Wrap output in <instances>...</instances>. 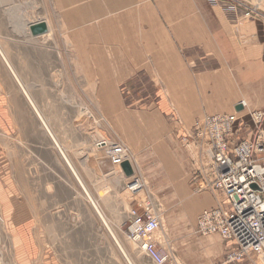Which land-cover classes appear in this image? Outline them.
I'll list each match as a JSON object with an SVG mask.
<instances>
[{
	"label": "crops",
	"instance_id": "crops-1",
	"mask_svg": "<svg viewBox=\"0 0 264 264\" xmlns=\"http://www.w3.org/2000/svg\"><path fill=\"white\" fill-rule=\"evenodd\" d=\"M242 1L262 17L247 18L242 10L232 11L213 0H43L45 22L50 26L48 19L55 20L56 32L65 35V46L74 52L91 88L87 107L95 122L92 128L84 125L83 90L77 85L71 98L61 92L43 110L37 104L57 145L31 103L42 122L38 130L50 141L49 149L36 144L42 148L37 159L56 161L68 176L76 177L68 157L81 178H98L110 195L115 177L126 180L125 190L134 176L145 177L154 194L170 198L172 206L188 215L217 206L212 193L191 192L192 163L183 136L205 114L233 112H238L237 126L245 136L253 125L251 113L264 111V0ZM62 86L59 75L57 87ZM8 104L0 78V203L15 226L16 242L38 245L47 241L39 231L48 225L42 212L47 205L40 193L23 188L5 149L4 141L19 133V114L13 102L11 110ZM30 138L28 133V146ZM115 143L130 150L132 174L112 165L108 152ZM45 153L55 157L45 158ZM46 186L43 193L48 192ZM87 188L97 203L93 194L99 190ZM85 198L90 202L87 194ZM193 228L197 233V223ZM200 236L207 237L201 241L206 250L217 251L221 258L236 248L235 241L219 234ZM34 250L19 252L35 262L41 254ZM42 257L43 264H59L50 250ZM221 258L212 264H224ZM234 264L258 262L250 256Z\"/></svg>",
	"mask_w": 264,
	"mask_h": 264
},
{
	"label": "rangeland",
	"instance_id": "rangeland-1",
	"mask_svg": "<svg viewBox=\"0 0 264 264\" xmlns=\"http://www.w3.org/2000/svg\"><path fill=\"white\" fill-rule=\"evenodd\" d=\"M43 15V0H0V46L23 83L30 85V93L40 109L53 104L54 98L58 100L62 93L71 98L69 95L74 85L82 89L83 122L93 127L95 121L90 119L91 98L88 97L91 88L76 66L74 52L68 44L65 46V35L56 32L53 18L45 17L50 22L49 26ZM11 70L0 54V78L8 94V107L11 110L13 102L16 116L17 112L19 114V133L14 140L4 141V145L23 188L32 194L40 193L45 200L47 210L42 212L48 225L39 227L41 234L45 232L43 236L47 241L38 245L31 242L29 246L27 242L18 243L15 226L0 203V264H43L44 250L54 252L59 264H130L95 207L86 200L75 175L68 176L56 161L42 163L37 159V150L43 147L49 149L50 141L43 139L38 130L41 119ZM59 75L63 82L61 89L57 87ZM87 132L84 135H88ZM28 133L31 135L29 146ZM38 143L42 148L36 146ZM48 153L43 157H55ZM86 172L90 174L88 170ZM115 179V192L110 195L103 191L102 181L98 178H83L91 191L99 190V195H93L134 264H152L139 244L131 240L126 232L131 224L130 210L133 206L138 207L141 199H149L160 214L162 225L159 237L181 264H212L213 260L221 258L217 251L206 250L201 241L207 237L200 236L193 228L202 210L192 216L172 206L170 198L152 192L145 177L142 180L146 190L150 189L147 194H135L128 188L125 190L123 181L126 180ZM45 185L48 192L43 193ZM72 190L77 197H73ZM28 247L35 249V253L40 252L41 256L35 259L37 261L20 255L19 250L26 251ZM223 257L221 259L224 260Z\"/></svg>",
	"mask_w": 264,
	"mask_h": 264
},
{
	"label": "built area",
	"instance_id": "built-area-1",
	"mask_svg": "<svg viewBox=\"0 0 264 264\" xmlns=\"http://www.w3.org/2000/svg\"><path fill=\"white\" fill-rule=\"evenodd\" d=\"M213 2L235 12L242 10L247 18L262 17L242 0ZM251 116L253 125L245 136L237 126L238 112L205 114L183 136V147L192 163V192H210L217 202L200 213L197 233L219 234L236 243L224 264L239 263L250 256L264 264V111H253ZM108 155L115 167L131 158L130 150L120 143L111 145ZM128 189L135 194L149 193L139 177L130 180ZM137 206L130 210L128 237L139 244L152 264H181L159 237L162 219L150 200L141 199Z\"/></svg>",
	"mask_w": 264,
	"mask_h": 264
},
{
	"label": "bare ground",
	"instance_id": "bare-ground-1",
	"mask_svg": "<svg viewBox=\"0 0 264 264\" xmlns=\"http://www.w3.org/2000/svg\"><path fill=\"white\" fill-rule=\"evenodd\" d=\"M224 9V8H223ZM0 53L2 54V56L4 57L5 61L7 62V64L10 66V69H12L11 71H13L14 75L16 76V78L18 79L20 85H21V88L22 90L24 91V93L27 95V97H29V100H30V103L33 104L35 110L37 111L38 115L40 116V118L42 119L43 121V124L45 125V127L47 128V130L53 135L55 141L57 142V145L59 144L58 142V139L55 137V135L52 133V130L51 128L49 127L48 125V122L46 121V119L43 117L40 109L38 108L36 102L34 101V99L29 95V91H28V85H25L23 83V81L21 80L20 76L15 72V70L13 69L6 53L3 51V49L1 48L0 46ZM192 125V124H191ZM61 151V150H60ZM62 152V151H61ZM64 153V152H63ZM62 154V153H61ZM67 157V156H66ZM67 160H68V163L70 164V166L72 167L73 171L72 172H75V174L77 175L76 177L79 178L80 182H81V185H82V188H84V192H86L85 194H87L88 196V199L90 200V202L93 204V206L95 207L96 211L99 213L101 219L103 220L104 224L107 226L108 230L111 231L110 233L113 235L114 237V241H116L118 244V246L120 247L121 249V252L125 255V257L127 258V260L129 261L130 264H134V262L132 261L127 249L125 248V246L123 245V243L121 242V240L119 239V237L117 236V234L113 231L112 227L108 224L107 222V219L105 217V215L102 213V211L99 209L97 203L94 201V199L92 198L91 196V193L89 192L87 186L84 184L82 178L80 177V175L77 173L75 167L73 166L72 162L69 160V158L67 157ZM192 192V191H191ZM128 230V229H127ZM127 232V231H126ZM1 251V250H0ZM2 252V251H1Z\"/></svg>",
	"mask_w": 264,
	"mask_h": 264
},
{
	"label": "water",
	"instance_id": "water-1",
	"mask_svg": "<svg viewBox=\"0 0 264 264\" xmlns=\"http://www.w3.org/2000/svg\"><path fill=\"white\" fill-rule=\"evenodd\" d=\"M121 166L125 170L126 174L130 175L133 173V169L129 161H125Z\"/></svg>",
	"mask_w": 264,
	"mask_h": 264
}]
</instances>
